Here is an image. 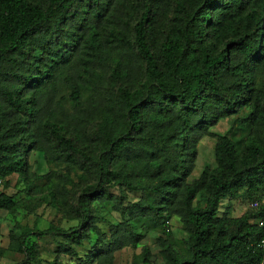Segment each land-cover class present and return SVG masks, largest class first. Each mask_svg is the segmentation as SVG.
<instances>
[{
  "label": "trees",
  "instance_id": "trees-1",
  "mask_svg": "<svg viewBox=\"0 0 264 264\" xmlns=\"http://www.w3.org/2000/svg\"><path fill=\"white\" fill-rule=\"evenodd\" d=\"M236 127L249 130L240 147ZM205 137L214 167L190 179ZM31 155L65 173L34 172ZM14 176L75 222L15 223L5 250L15 264H42L44 238L56 244L50 264H114L149 231L162 264H260L264 0H0V188ZM242 199L259 206L221 211ZM105 206L113 224L96 215ZM17 208L0 192V211ZM174 218L183 248L166 232ZM140 249L131 264H157Z\"/></svg>",
  "mask_w": 264,
  "mask_h": 264
},
{
  "label": "rangeland",
  "instance_id": "rangeland-1",
  "mask_svg": "<svg viewBox=\"0 0 264 264\" xmlns=\"http://www.w3.org/2000/svg\"><path fill=\"white\" fill-rule=\"evenodd\" d=\"M63 106L65 109H69L68 104H63ZM233 120L234 117L222 121L217 127H215L214 131L219 134L227 133L228 129L232 125ZM248 133L249 130L247 128L236 127L230 133V137L237 144V146L240 147ZM214 144L215 139L213 138L205 137L201 140L197 147L198 156L190 179L198 178L206 166L211 168L214 167ZM29 164L32 165L33 171L38 174H44L50 169L54 172L61 171L64 173L66 170L63 165L53 166L52 164H46L38 155H31L29 158ZM79 174V172H74L71 174L75 183L77 182V176H79ZM16 181L17 177L14 176L10 179L11 185L8 189H4L3 187L0 188V192H4L8 196H12L15 203L18 205V208L13 215H10L4 211H0V264H15L16 262H20L22 260L20 256H6L5 254V250L9 244V234L13 231L15 223L28 228H36L37 230H46L50 225H54L58 229L65 230L69 226H73L75 224V222H69L62 216L60 212H56L46 204H39L40 197L45 195V189L41 187L37 194L35 193L34 195L32 194L31 196H28L23 189L24 186L22 184L14 186ZM137 198L138 195L129 193L127 200L132 202ZM228 204L231 207L230 213L232 218L240 217L249 208V202L245 199H242L233 201L231 203H227L226 201L223 202L221 211H223ZM96 215H99L101 218L109 221L112 224L118 219V215L114 213L109 206L98 208L96 210ZM170 224L173 239L178 243L180 248H183L181 242L186 239V235L182 230L181 224L175 218L171 219ZM155 234V232L149 231L141 244H139V247L135 250L128 248L117 252L115 254L114 264H131L133 256L138 255L141 250L140 248L143 246H147L150 249L153 259L157 264H162V260L159 256L160 250L155 243ZM38 243L40 256L43 260L42 264L52 263L55 258L56 250V244L54 241L49 238H44ZM88 248V245H86L83 248H75V250L84 251ZM68 263L69 260L65 256L60 258V264Z\"/></svg>",
  "mask_w": 264,
  "mask_h": 264
},
{
  "label": "built area",
  "instance_id": "built-area-1",
  "mask_svg": "<svg viewBox=\"0 0 264 264\" xmlns=\"http://www.w3.org/2000/svg\"><path fill=\"white\" fill-rule=\"evenodd\" d=\"M258 206H259V203H258V202H251V203L249 204V207H250L251 209H253V210L257 209ZM255 224L257 225V227H258L259 229L263 230V237H262V239H261V241H260V243H259V247H260V249H261V250L263 251V253H264V219H259V220H257V221L255 222ZM169 226H170V222L167 221V222H166V232H167V233H168V231H169V229H168ZM260 264H264V256H263L262 262H261Z\"/></svg>",
  "mask_w": 264,
  "mask_h": 264
}]
</instances>
